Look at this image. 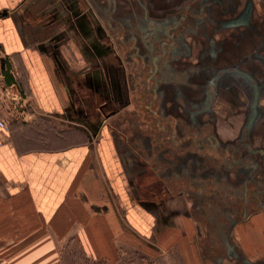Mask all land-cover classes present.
I'll use <instances>...</instances> for the list:
<instances>
[{"label": "crops", "instance_id": "obj_1", "mask_svg": "<svg viewBox=\"0 0 264 264\" xmlns=\"http://www.w3.org/2000/svg\"><path fill=\"white\" fill-rule=\"evenodd\" d=\"M77 1L0 0V82L16 88L32 109L30 118H40L38 134L54 131V124L65 131H55V147H27L30 139L14 136L9 109L0 103V264H63L73 243L87 259L106 264L131 256L145 264H264V213L255 208L246 214L252 171L230 165L241 156L223 153L222 144L206 156L204 143L157 144L136 138L127 125L120 128L125 139L104 124L99 132L93 120L78 119L76 112L91 114L99 105L92 81L107 70L89 21L60 22L59 13L65 16ZM253 1L250 27L216 38L226 63L242 67L263 89L264 0ZM115 78L120 94L123 82ZM260 99L264 107V94ZM259 115L263 125L264 109ZM263 145L255 140V147ZM157 178L165 189L158 199Z\"/></svg>", "mask_w": 264, "mask_h": 264}, {"label": "flooded vegetation", "instance_id": "obj_2", "mask_svg": "<svg viewBox=\"0 0 264 264\" xmlns=\"http://www.w3.org/2000/svg\"><path fill=\"white\" fill-rule=\"evenodd\" d=\"M80 6L77 1L74 10L65 11L64 21L70 22L74 12L76 18L89 21L104 50L101 62L94 56L95 61L97 66L102 63L107 73L95 69L93 77L97 78L96 71L102 75L99 81L92 79L95 92L100 90V103L92 115L76 112L78 119L93 120L99 132L104 124L125 139L128 136L120 128L127 125L136 138L145 135L157 144L204 143L213 149L212 153L222 144L223 153L241 156V161L230 165L241 164L252 171V188L246 194L250 209L246 214L255 208L264 213V145L255 147V139L247 131L254 129L252 112L259 115L264 109L260 101L264 87L260 89V81L240 71L239 66L226 63V50L216 38L219 33L226 35L250 27L256 2L89 0L87 9L81 10ZM61 69L75 94L72 78L63 66ZM115 76L123 82L120 94ZM233 114H247L248 122L238 129L239 137L224 143L219 129L224 127L231 133L236 128L230 121L220 127V117ZM204 130L208 131L206 138ZM261 140L264 142V131ZM228 251L233 253L231 247Z\"/></svg>", "mask_w": 264, "mask_h": 264}, {"label": "rangeland", "instance_id": "obj_3", "mask_svg": "<svg viewBox=\"0 0 264 264\" xmlns=\"http://www.w3.org/2000/svg\"><path fill=\"white\" fill-rule=\"evenodd\" d=\"M79 4L81 5V10H85L87 9V4L89 5V0H80ZM78 12V10H77ZM75 13V12H74ZM74 13H72L70 16H74ZM76 14V13H75ZM60 17V22H62L64 20V18L66 17V15H62V13H59ZM76 21V20H75ZM74 18H71L70 21V25H72L71 23L74 22ZM240 71L242 69V67H239ZM62 70V69H61ZM243 71V70H242ZM244 72V71H243ZM242 72V75L244 74ZM240 79H244V77L240 78ZM20 85H22V83H20ZM23 87V85L21 86ZM14 89H16L14 87ZM14 89H8L6 88V84L3 81L0 82V103L4 106V107H8L9 112H6V118L8 119V121L10 122L12 127V131L14 132V136L20 139L23 138H29L30 141H28V145L27 147H42V148H49V147H55V144L52 145V143H50L51 138H56L54 137L56 135V132H59L60 134L65 133L62 132L63 130H60L61 128H59L56 124L53 125V128L55 129L54 131H52L51 128H45L44 130L42 129L43 133H45L44 135L42 134H38V132L35 130L37 127L35 126L36 121L40 120V118H38V120L30 118V116L28 114H31L32 109L30 108L29 104L24 105L23 101L16 95V91H14ZM16 92V93H15ZM23 92V91H22ZM23 97V96H22ZM26 97V96H24ZM232 100H238L236 99V97L231 96ZM230 98V99H231ZM26 108V110H25ZM26 111V114L24 113V111ZM2 118H4V115H2ZM134 116V115H133ZM225 117H220V127H223V125H225L224 121H230L233 122L235 124V128L233 132L229 133L228 130H226L224 127L219 129L220 132V137H228V138H234V137H239L240 132L238 129L241 128V125L244 126V122L247 123L248 122V116L243 115V114H233V115H223ZM231 116L233 118H231ZM251 122L255 123V125L253 126L254 129H250L247 131L251 132V137L252 139H255L256 142L258 140H261L263 137V131H264V124L261 125L260 124V115H257L255 112H252L251 114ZM9 125V123H8ZM49 127V126H48ZM18 128H22L24 132H19L17 131ZM17 129V130H16ZM207 130L203 131V137L206 138L207 137ZM37 136L42 137L44 140V143H39V142H35V140H39L41 141V139H36ZM49 140V141H48ZM42 141V142H43ZM176 148V149H175ZM173 147V150H177V147ZM259 148V147H258ZM158 152L162 153L164 148L162 147L161 149H157ZM178 151V150H177ZM213 149H211L210 146H205L203 147V154L206 155H210L212 154ZM177 155L179 154V152L176 153ZM174 170H179V166H180V160H177V162H175V164L172 165ZM207 166V165H206ZM204 166V168L206 167ZM179 174V173H178ZM175 178V183H179V181L181 180L178 176L174 177ZM173 178V179H174ZM155 187V198L158 199L159 196L162 195V193L165 191L164 189V185L162 183V181L160 179L157 178L156 180V184L154 185ZM196 184H193V189L195 190ZM207 190V189H206ZM176 192V191H175ZM174 193V191H173ZM175 194V193H174ZM62 262L63 264H106L100 261H91L89 259H87L84 256V253L82 251V249L80 248V246L77 243H73L71 245H69L65 251L63 252V258H62ZM118 264H145L143 263L141 260L135 258V257H124L123 260L118 263ZM157 264H167L165 263V261L160 260L158 261ZM177 264H179L177 262Z\"/></svg>", "mask_w": 264, "mask_h": 264}, {"label": "trees", "instance_id": "obj_4", "mask_svg": "<svg viewBox=\"0 0 264 264\" xmlns=\"http://www.w3.org/2000/svg\"><path fill=\"white\" fill-rule=\"evenodd\" d=\"M9 85H11L12 83L10 81L7 82Z\"/></svg>", "mask_w": 264, "mask_h": 264}]
</instances>
